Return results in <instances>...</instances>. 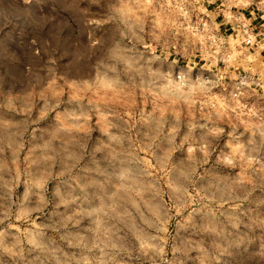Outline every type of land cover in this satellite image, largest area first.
Segmentation results:
<instances>
[{
  "label": "clouds",
  "instance_id": "1",
  "mask_svg": "<svg viewBox=\"0 0 264 264\" xmlns=\"http://www.w3.org/2000/svg\"><path fill=\"white\" fill-rule=\"evenodd\" d=\"M264 264V0H0V264Z\"/></svg>",
  "mask_w": 264,
  "mask_h": 264
},
{
  "label": "rangeland",
  "instance_id": "2",
  "mask_svg": "<svg viewBox=\"0 0 264 264\" xmlns=\"http://www.w3.org/2000/svg\"><path fill=\"white\" fill-rule=\"evenodd\" d=\"M236 264H251V259L248 255L241 254L237 256Z\"/></svg>",
  "mask_w": 264,
  "mask_h": 264
}]
</instances>
